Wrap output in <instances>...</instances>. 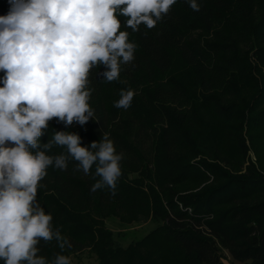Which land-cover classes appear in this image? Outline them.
<instances>
[{"label":"trees","instance_id":"16d2710c","mask_svg":"<svg viewBox=\"0 0 264 264\" xmlns=\"http://www.w3.org/2000/svg\"><path fill=\"white\" fill-rule=\"evenodd\" d=\"M198 2L195 12L177 0L151 30L133 33L118 17L138 48L119 81L105 82L103 67L91 72L96 120L49 122L41 143L67 131L87 147L107 131L125 158L115 195L91 191L95 166L89 175L74 171V161L47 169L37 200L71 247L41 241L38 255L89 250L100 264H225L227 253L239 264H264V164L250 159L247 145L264 127V0ZM127 88L137 93L131 107L115 108ZM109 217L156 227L125 248Z\"/></svg>","mask_w":264,"mask_h":264},{"label":"clouds","instance_id":"9594fccd","mask_svg":"<svg viewBox=\"0 0 264 264\" xmlns=\"http://www.w3.org/2000/svg\"><path fill=\"white\" fill-rule=\"evenodd\" d=\"M195 12L198 0H185ZM177 0H9L0 16V260L3 264H72L70 256L51 260L38 255L41 241L70 248L54 229L52 215L37 200L38 187L54 166L98 178L91 191L115 195L124 154L108 132L101 141L82 147L78 133L56 131L47 143L41 137L56 119L65 127L96 120L90 105L96 68L107 83L120 80L123 66L134 61L138 45L130 33L154 29ZM136 91L119 92L117 109L131 107ZM54 146L65 148L49 155Z\"/></svg>","mask_w":264,"mask_h":264},{"label":"rangeland","instance_id":"374dc122","mask_svg":"<svg viewBox=\"0 0 264 264\" xmlns=\"http://www.w3.org/2000/svg\"><path fill=\"white\" fill-rule=\"evenodd\" d=\"M10 9L9 0H0V16L8 14ZM255 135L253 144L248 142L249 152L248 156L257 165L264 164V127L253 129ZM225 135L226 150L235 156L236 151L230 137ZM108 228L114 233L116 240H118L123 247H128L132 242L140 241L147 234H149L156 225L151 221L142 222H126L116 217H109L107 219ZM72 264H100L96 256L89 250H85L79 254L72 255Z\"/></svg>","mask_w":264,"mask_h":264},{"label":"crops","instance_id":"0c3cea01","mask_svg":"<svg viewBox=\"0 0 264 264\" xmlns=\"http://www.w3.org/2000/svg\"><path fill=\"white\" fill-rule=\"evenodd\" d=\"M226 257H225V259H224V263L225 264H239V263H237V262H234L232 259H231V257L226 253V255H225Z\"/></svg>","mask_w":264,"mask_h":264}]
</instances>
